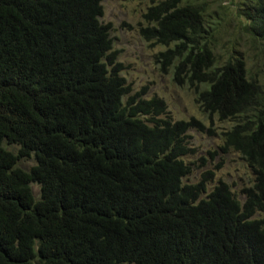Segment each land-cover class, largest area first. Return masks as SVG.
Returning <instances> with one entry per match:
<instances>
[{
    "label": "trees",
    "instance_id": "trees-1",
    "mask_svg": "<svg viewBox=\"0 0 264 264\" xmlns=\"http://www.w3.org/2000/svg\"><path fill=\"white\" fill-rule=\"evenodd\" d=\"M101 2L0 0V264H264V85L236 52L217 66L206 4L147 9L139 35L202 112L234 123L219 150L253 175L242 200L208 189L210 172L184 182L201 127L130 95ZM231 2L264 48V0Z\"/></svg>",
    "mask_w": 264,
    "mask_h": 264
},
{
    "label": "rangeland",
    "instance_id": "rangeland-1",
    "mask_svg": "<svg viewBox=\"0 0 264 264\" xmlns=\"http://www.w3.org/2000/svg\"><path fill=\"white\" fill-rule=\"evenodd\" d=\"M160 1L163 0H102V17L99 21L110 27L112 52L116 54V62L121 65V77L130 88V95L144 90L142 98L145 100H162L166 106L164 118H170L172 122L189 123L193 120L201 127L191 128L187 132L188 148L192 152L185 162L190 164L191 173L184 182L195 184L210 172L212 179L207 183L208 189L222 183L242 200V190L252 184V172L239 154L219 150L223 133L229 131L234 123L219 121L216 116L202 112L196 103L198 90L175 82L174 67L170 65L165 70V63L158 58L166 48L146 42L139 35L140 28L145 26L143 15L150 6ZM189 1L206 4L207 23L216 32L217 66L224 63L227 54L236 52L241 55L246 70L264 85V48L244 30L236 10L230 6L233 5L232 0ZM9 150L16 152V147ZM33 165L32 159L18 163L23 170ZM32 191L37 194L38 188L32 186ZM260 216H264V213L256 217Z\"/></svg>",
    "mask_w": 264,
    "mask_h": 264
}]
</instances>
